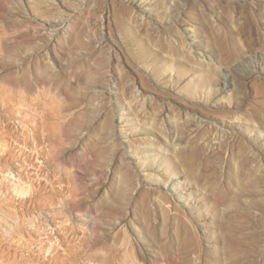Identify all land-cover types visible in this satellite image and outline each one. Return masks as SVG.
Segmentation results:
<instances>
[{
  "label": "rangeland",
  "instance_id": "1",
  "mask_svg": "<svg viewBox=\"0 0 264 264\" xmlns=\"http://www.w3.org/2000/svg\"><path fill=\"white\" fill-rule=\"evenodd\" d=\"M166 263L264 264V0H0V264Z\"/></svg>",
  "mask_w": 264,
  "mask_h": 264
},
{
  "label": "bare ground",
  "instance_id": "2",
  "mask_svg": "<svg viewBox=\"0 0 264 264\" xmlns=\"http://www.w3.org/2000/svg\"><path fill=\"white\" fill-rule=\"evenodd\" d=\"M60 10V9H59ZM116 62H117V66H119L120 65V62H119V60H116ZM245 62V61H244ZM244 62H242L241 64H239V65H243V63ZM218 67V66H217ZM222 88H226L227 86H228V80H227V77L226 76H223V78H222ZM209 89H211V88H209ZM145 99V98H144ZM143 98H141V101H142V104H145V100H144ZM54 108V107H53ZM55 112H56V109H53V114H55ZM28 132V131H27ZM23 139V138H22ZM115 140V139H114ZM149 143H151V142H149ZM168 143V141L165 139L164 140V144H167ZM169 144V143H168ZM151 149V148H150ZM161 149H163L162 148V146L159 144L156 148H154V151H155V153L157 154L156 156H157V158L159 157V155L161 154ZM146 154V153H145ZM154 155V154H153ZM153 158V162L155 163V161H156V157H152ZM157 162V161H156ZM153 163V164H154ZM158 163H160V165H162L163 164V162L162 161H158ZM153 164H151V167H152V169L155 171V170H157V169H160L159 167L157 168V166L156 165H153ZM156 175H159L158 173H155ZM166 178L168 179L169 178V176L170 175H168V174H166ZM183 181H185L186 180V178L185 179H182ZM181 181V180H180ZM169 185H171V188L172 189H175V188H177L178 187V182L177 181H172V182H170V184ZM169 189V188H168ZM206 222H203V224H205ZM167 264V263H166Z\"/></svg>",
  "mask_w": 264,
  "mask_h": 264
}]
</instances>
